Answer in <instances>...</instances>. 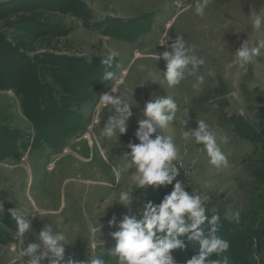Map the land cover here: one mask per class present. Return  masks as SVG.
<instances>
[{"label": "rangeland", "instance_id": "1", "mask_svg": "<svg viewBox=\"0 0 264 264\" xmlns=\"http://www.w3.org/2000/svg\"><path fill=\"white\" fill-rule=\"evenodd\" d=\"M180 2L182 8L177 0H0V81H7L0 88V264H28L15 240L12 210L31 220L26 241L36 242L50 224L66 235V259L96 256L117 264L108 252L115 245L109 233L125 215H138L147 200L159 204L172 190L138 188L135 167L122 174L119 185L113 173L126 163L128 143H139L135 132L146 118V103L166 95L179 108L174 123L157 134L173 136L180 153L176 163L182 165L178 180L190 193L209 197L207 214L216 210L218 235L230 242L228 252L213 258L264 264V48L250 64L233 62L245 40L264 44V26L256 30L252 24L253 13L264 15V0H208L203 17L195 14L196 0ZM178 35L193 49L189 55L204 64L169 87L166 61L154 56L171 51ZM111 53L116 55L109 66L103 60ZM35 67L41 70L38 78ZM125 69L124 83L117 85ZM109 71L113 79L105 81ZM87 72L93 73L87 76H94L91 81L82 78ZM41 82L57 92L69 113L57 115L47 103L45 122L53 127L46 131H38L30 118H42L39 107L26 106L14 87L26 85L32 92ZM103 94L130 105L127 134L102 135L108 118L117 115L114 106L100 104ZM200 119L216 136L227 167L210 164L205 146L194 138L183 139L184 131L198 130ZM119 191L132 196L129 207L117 203ZM236 211L238 223L225 219ZM113 218L116 225L109 226ZM90 225L98 229L95 239ZM201 227L207 234L211 225ZM186 243L185 250L173 251L178 264L198 251V244Z\"/></svg>", "mask_w": 264, "mask_h": 264}, {"label": "clouds", "instance_id": "2", "mask_svg": "<svg viewBox=\"0 0 264 264\" xmlns=\"http://www.w3.org/2000/svg\"><path fill=\"white\" fill-rule=\"evenodd\" d=\"M208 0H196L195 14L203 17ZM191 7V5H190ZM177 8H182L180 0H177ZM179 15V13H178ZM252 24L256 30L264 26V15L252 14ZM161 46L166 43L161 41ZM171 51L157 53L154 59L159 60L162 56L166 61V71L163 77L169 87L179 85L186 76L194 74L204 60L195 55H189L193 49L187 46L182 36H176L170 44ZM264 44L250 46L245 40L234 54V63L243 67L250 64L260 54ZM115 53H111L103 63L111 66L115 59ZM191 65V68H189ZM127 70L123 71L120 79L115 83L123 84V77L127 76ZM111 71L106 72L103 79H113ZM199 84L203 83V77H197ZM199 84L194 87H199ZM103 106L115 107L116 116H110L107 124L102 129V135L112 138L127 134L129 130L128 120L132 116L130 105L122 98L112 94H103L100 97ZM178 104L171 95L150 100L144 106L143 114L146 117L138 121V129L135 132L139 143L129 142V152L125 153L123 167H113L116 185L124 172L135 167V184L138 188L159 190L161 187L172 186L170 193H166L157 204L147 200L142 204L138 215L123 217L118 225V230L109 233L115 241L114 247L108 249L109 254L117 259V264H178L174 258V250H185L187 242H195L199 248L196 254L186 261V264H228V257L223 260L214 259L213 256H221L228 252L230 242L220 235V215L212 209V215L207 214L209 209L206 204L209 200L207 195H201L197 190L191 193L186 190L178 177L181 175V167L177 166L180 153L172 135L157 134L169 128L176 120ZM194 138L197 145L203 144L206 149L210 164L220 167L228 166V159L217 143V138L210 130L209 125L202 119L198 121V130L192 133L183 132V139ZM223 140L226 142L227 137ZM51 170V166H49ZM175 181V183H173ZM117 203L129 207L132 196L127 191H119ZM103 205L101 207V210ZM12 217L17 224L15 240L20 245L22 256L28 257V264H42L47 260L48 264H105L104 260L93 256L91 259L78 260L69 255L66 259L67 242L66 235L60 231H54L50 224L45 225L36 236V242L26 241V234L32 229L31 220L12 210ZM239 211L226 215L225 219L239 222ZM211 225L205 233L201 227L205 223ZM109 226H115L116 220H109ZM98 229L90 225L92 238L95 239ZM26 245V247H25ZM92 248L96 247L93 243ZM15 250V246H13Z\"/></svg>", "mask_w": 264, "mask_h": 264}, {"label": "trees", "instance_id": "3", "mask_svg": "<svg viewBox=\"0 0 264 264\" xmlns=\"http://www.w3.org/2000/svg\"><path fill=\"white\" fill-rule=\"evenodd\" d=\"M86 5H85V7H86ZM76 60L77 59H75V61ZM32 61H33V59H32ZM29 62H30V60H29ZM30 64H31V62H30ZM80 64H81L80 62L77 63V69L78 70L76 71V74L81 73V69H79ZM2 69L4 70V67ZM34 71L36 73L37 78L39 76H41V70L39 68L35 67ZM0 73H2L1 69H0ZM88 75H93V73L91 74V72H87L82 76V78L87 80V81H91L94 78V76H90V78H88L87 77ZM65 79H66V77H65ZM6 82L7 81H0V88L1 89L5 88L4 86L6 85L5 84ZM14 87H16L18 89L17 92L21 96H23L22 99H24L26 106H28V104H30V102H31V105H29V106H34V107L38 106L39 107V110L41 111L42 118L40 116L37 117L36 115H31V117H30L31 120L33 122H35L36 129L38 131H46V129L53 127V126H48L47 123L45 122L48 120L47 116L49 115V113L46 111V109H47L46 105H48L47 103H49V102L51 103L52 108H50V109H52L53 112H58L57 115L65 114V113L69 114V113H67V110L61 108V106L63 104H62V102L59 101V96L56 94L57 92L55 90H51V88H50L51 86L46 87L43 82H41L39 90H36V88L33 86L31 88L32 92L30 91L29 88L28 89L26 88L27 87L26 85H25V88L24 87L21 88L20 86H14ZM75 92L77 93V91H75ZM29 93L35 94V95H33V97H32V96H30ZM50 103H49V105H50ZM43 122H45V123H43ZM51 129H53V128H51ZM249 240H251V239H249ZM250 243H251V241H250Z\"/></svg>", "mask_w": 264, "mask_h": 264}, {"label": "bare ground", "instance_id": "4", "mask_svg": "<svg viewBox=\"0 0 264 264\" xmlns=\"http://www.w3.org/2000/svg\"><path fill=\"white\" fill-rule=\"evenodd\" d=\"M92 142V141H91Z\"/></svg>", "mask_w": 264, "mask_h": 264}]
</instances>
